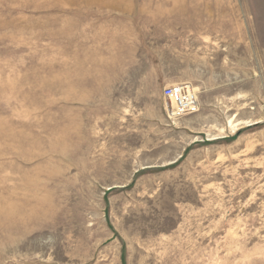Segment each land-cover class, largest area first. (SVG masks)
I'll return each mask as SVG.
<instances>
[{
  "label": "rangeland",
  "instance_id": "rangeland-1",
  "mask_svg": "<svg viewBox=\"0 0 264 264\" xmlns=\"http://www.w3.org/2000/svg\"><path fill=\"white\" fill-rule=\"evenodd\" d=\"M0 264H264V0H0Z\"/></svg>",
  "mask_w": 264,
  "mask_h": 264
},
{
  "label": "built area",
  "instance_id": "built-area-1",
  "mask_svg": "<svg viewBox=\"0 0 264 264\" xmlns=\"http://www.w3.org/2000/svg\"><path fill=\"white\" fill-rule=\"evenodd\" d=\"M163 96L169 103L168 115L170 118H179L194 113L199 108V93L189 83L179 82L167 85Z\"/></svg>",
  "mask_w": 264,
  "mask_h": 264
}]
</instances>
